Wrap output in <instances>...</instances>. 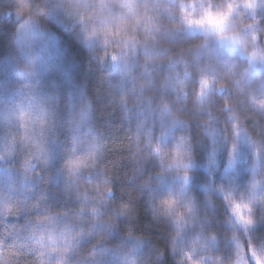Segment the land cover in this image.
<instances>
[{
	"label": "clouds",
	"instance_id": "clouds-1",
	"mask_svg": "<svg viewBox=\"0 0 264 264\" xmlns=\"http://www.w3.org/2000/svg\"><path fill=\"white\" fill-rule=\"evenodd\" d=\"M0 264H264V0H0Z\"/></svg>",
	"mask_w": 264,
	"mask_h": 264
}]
</instances>
